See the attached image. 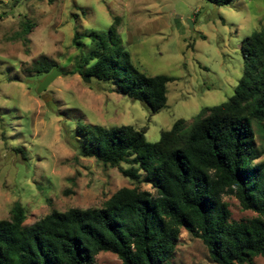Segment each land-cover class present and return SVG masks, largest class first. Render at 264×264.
I'll return each mask as SVG.
<instances>
[{
	"label": "rangeland",
	"instance_id": "1",
	"mask_svg": "<svg viewBox=\"0 0 264 264\" xmlns=\"http://www.w3.org/2000/svg\"><path fill=\"white\" fill-rule=\"evenodd\" d=\"M116 17L133 64L149 76L175 78L157 113L119 93L112 81H86L78 65L89 52L90 32H108ZM262 29L264 0L225 6L206 0H0V219H9L20 202L31 225L54 209L101 207L119 189L133 187L117 167L80 155L77 122L145 127L147 141H158L176 120L191 124L234 94L246 62L242 44ZM46 61L62 74L42 98L37 87L45 75L36 65ZM255 129L260 157L254 163L264 164V127ZM141 187L155 193L150 184ZM224 201L231 220L256 215L232 193ZM96 263L122 261L101 252ZM170 264L216 263L203 241L182 229ZM253 264H264V257Z\"/></svg>",
	"mask_w": 264,
	"mask_h": 264
},
{
	"label": "trees",
	"instance_id": "2",
	"mask_svg": "<svg viewBox=\"0 0 264 264\" xmlns=\"http://www.w3.org/2000/svg\"><path fill=\"white\" fill-rule=\"evenodd\" d=\"M206 1L225 6L233 0ZM117 21L106 33L90 32L89 52L78 65L83 75L112 81L119 93L157 113L175 78L140 71L122 46ZM80 38L77 33L75 45ZM242 51L245 68L234 94L191 124L176 120L156 142L147 141L145 127L79 120L73 138L80 155L117 167L134 186L101 207L54 209L31 225L16 202L10 218L0 219V264H97L101 252L116 254L122 264H170L182 229L203 241L216 264L264 257V164L254 163L260 157L255 125L264 127V29L248 36ZM55 66L46 61L36 71L46 76ZM228 193L256 215L231 220Z\"/></svg>",
	"mask_w": 264,
	"mask_h": 264
},
{
	"label": "water",
	"instance_id": "3",
	"mask_svg": "<svg viewBox=\"0 0 264 264\" xmlns=\"http://www.w3.org/2000/svg\"><path fill=\"white\" fill-rule=\"evenodd\" d=\"M61 74L62 72L60 70L54 68L50 73L44 76V78L38 83L37 94L41 95V97L44 98V90L56 79L58 75ZM84 79L88 82L90 81V78L88 76H84Z\"/></svg>",
	"mask_w": 264,
	"mask_h": 264
}]
</instances>
